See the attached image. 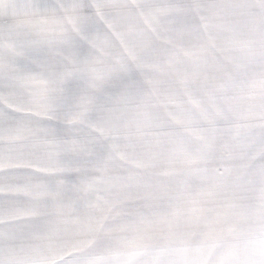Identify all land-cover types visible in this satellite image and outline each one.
<instances>
[{"label": "snow or ice", "instance_id": "obj_1", "mask_svg": "<svg viewBox=\"0 0 264 264\" xmlns=\"http://www.w3.org/2000/svg\"><path fill=\"white\" fill-rule=\"evenodd\" d=\"M0 264H264V0H0Z\"/></svg>", "mask_w": 264, "mask_h": 264}]
</instances>
